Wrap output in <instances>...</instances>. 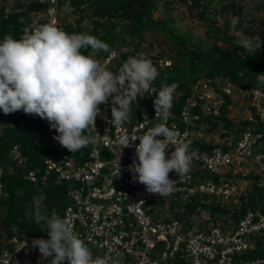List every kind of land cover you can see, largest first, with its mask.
I'll return each instance as SVG.
<instances>
[{
  "label": "built area",
  "instance_id": "obj_1",
  "mask_svg": "<svg viewBox=\"0 0 264 264\" xmlns=\"http://www.w3.org/2000/svg\"><path fill=\"white\" fill-rule=\"evenodd\" d=\"M61 1L43 0L46 7L34 15L31 27L49 23L60 27ZM0 5L7 6L8 0H0ZM99 62L113 73L124 63L114 51L101 56ZM160 67H163L161 62ZM190 92L191 96L177 111L174 109L179 96L176 90L172 108L166 115L154 110L147 116L148 121H144V116L119 128L109 123L113 106L110 98L107 104L99 106L100 115L95 127L86 133L94 137L95 143L72 153L53 139L51 146L64 150L61 157L58 160L46 158L42 171H29L25 175L24 178L33 185H43L49 174L70 185L68 205L62 213L53 210L50 215L68 221L91 250L93 258L110 255L117 257L119 264H174L176 261L186 264H264L263 258H243L250 250L251 237L264 231V215L260 211L247 212L231 230L206 220L204 223L194 220L184 223L174 218L176 212L182 213L183 206L171 208L173 202L183 205L194 199L206 205L212 204V200L229 203L243 193L239 188L241 180L247 185L253 182L264 193L262 133L251 127L234 128L235 134L231 138L222 125L209 130L204 120L220 117L224 97H228L231 102L234 98L244 100L248 110L246 121L251 124L264 122V92L255 87L240 88L221 78H200L191 84ZM154 93L152 83L150 91L141 95L153 97ZM227 118L230 119L228 115ZM165 121L170 130L177 132V144L191 142L190 151L195 150L196 154L187 175L181 177L175 172L169 173V179L175 181L176 191L160 197L149 193L129 171L128 166L134 160L138 163L135 146L139 140L130 141L133 146L128 148L121 147L119 140L123 136L133 140ZM177 144L167 145L166 158ZM202 146L210 148L201 149ZM9 157L16 166L24 167L26 158L17 146L11 149ZM118 163L120 174L116 176ZM206 172L212 175L210 180L204 178ZM2 174L0 170V178ZM249 174L254 180L246 179ZM3 195L0 184V197ZM150 201L162 204L151 207ZM198 211L196 209L193 215ZM151 214L160 218L154 219ZM35 238L45 239L42 236ZM4 241L5 245L0 247V264L45 263L38 248H33L32 240L27 237L14 234Z\"/></svg>",
  "mask_w": 264,
  "mask_h": 264
},
{
  "label": "trees",
  "instance_id": "obj_2",
  "mask_svg": "<svg viewBox=\"0 0 264 264\" xmlns=\"http://www.w3.org/2000/svg\"><path fill=\"white\" fill-rule=\"evenodd\" d=\"M176 1L187 7L191 17L206 25L204 38L193 37L190 32L176 27V20L170 13L162 18H154L157 0H71L73 13L78 18L73 24L62 21V25L58 27L69 34L85 33L107 43L109 51H100L95 57L98 61L101 56L108 55L115 48L120 35H125L131 45L129 51L119 54L120 61L125 62L129 56H136L138 53H143L152 60L158 69V76L153 82L155 93L153 97L141 94L137 96L136 101L131 104L132 121L148 116L155 110L153 102L156 94L165 84H178L176 90L179 96L174 103L175 111L191 96L190 86L200 78H221L240 88L255 87L264 92V83L257 78V73L264 74V43L258 50L255 46L245 50L238 45L239 35L228 34L227 31L231 25L232 14L236 16L235 31L254 28L260 30L264 37V0H249L253 3L250 17L245 16L244 6L237 4V0H224L220 27L215 26L208 16L211 13L210 7L221 3L219 0ZM169 3L171 1H168ZM45 7L43 0H12L11 4L8 0L7 6L0 5V41L5 35L19 39L23 35V29L33 25L34 15L40 14ZM86 19L89 23L88 31L83 25ZM147 33L154 39H160L158 43L163 49L157 54L150 55L140 48L141 43H146L150 50L153 48L154 42L145 38ZM81 51L86 55L92 50L88 48ZM165 60H169L170 64L160 67V62ZM224 100L220 117L214 120L204 118L209 130L222 125L223 130L233 135L234 128L242 130L251 127L261 132L264 137V122L251 124L245 120L234 123L228 119L227 115L234 103L228 97H224ZM56 135L58 133L50 128L46 119L27 115L22 110L8 115L0 110V170L3 173L0 184L4 194L0 197V247L5 245V239L14 234L25 236L29 241L38 236L48 239L47 220L51 218V211L62 213L68 205L67 194L70 185L57 181L54 174H49L43 185H33L24 178L29 171H42L46 158L58 160L61 157L64 150L51 146V141ZM14 146H17L21 155L26 158L24 167L16 166L9 157ZM246 179L254 180V177L249 174ZM37 200H40L42 205L40 218L35 214ZM229 203L231 204L222 206L212 200V204L206 205L194 199L183 205L173 202L171 208L175 205L183 206L182 213L176 212L174 218L184 223H187L196 209L207 212L208 220L213 224H219L222 217H225L224 222L230 221L223 225L231 230L249 211L258 210L264 215V193L253 182L247 185L244 193L234 197ZM154 204L156 206L162 203ZM208 220L206 218V221ZM243 258L264 259V231L251 237L250 250ZM44 264H48V260ZM63 264H68L67 260ZM174 264L186 263L176 261Z\"/></svg>",
  "mask_w": 264,
  "mask_h": 264
},
{
  "label": "clouds",
  "instance_id": "obj_3",
  "mask_svg": "<svg viewBox=\"0 0 264 264\" xmlns=\"http://www.w3.org/2000/svg\"><path fill=\"white\" fill-rule=\"evenodd\" d=\"M262 43L258 35L239 34L238 45L245 50L253 46L258 50ZM88 48L92 51L83 54L81 50ZM100 51L108 52L109 45L85 33H66L50 23L25 27L19 39L5 35L0 41V110L5 115L22 110L46 119L58 133L53 138L72 153L95 143L94 137L86 133L95 127L99 106L110 98L113 106L109 123L116 128L130 123L131 104L139 94L150 91L158 69L145 54L138 53L129 56L113 73L95 58ZM257 78L264 83V74L257 73ZM177 88V83L161 86L153 102L155 113L166 115L170 111ZM148 120L145 116L144 121ZM137 139L138 163L134 160L128 166L133 179L149 193L171 195L176 188L169 173L183 177L191 170L196 154L190 151L191 142L177 144V132L170 130L166 121L133 140L123 136L119 143L128 148L133 146L130 141ZM170 143L177 146L166 158ZM119 174L118 163L116 176ZM47 227L48 239L34 238L31 244L48 264H63L66 260L68 264H119V259L110 255L93 258L71 224L55 214L47 220Z\"/></svg>",
  "mask_w": 264,
  "mask_h": 264
},
{
  "label": "rangeland",
  "instance_id": "obj_4",
  "mask_svg": "<svg viewBox=\"0 0 264 264\" xmlns=\"http://www.w3.org/2000/svg\"><path fill=\"white\" fill-rule=\"evenodd\" d=\"M168 1H171V3L168 4ZM219 2H221V3H216L215 5L210 7L211 13L208 15L210 20H213L215 26H217V27L221 26L222 20H223L222 5L224 4V0H219ZM236 2H237V4L241 3L244 6L243 12H244L245 16L250 17L249 12H251L253 9L252 1L237 0ZM11 3H12V0H9V4H11ZM188 11L189 10L187 9V7L179 1H176V0H157V7L153 13V17L154 18H162V17L166 16V14L170 13L171 16H173L176 20L175 21L176 27H178L179 29H181L183 31L190 32L193 37L202 36L204 38L206 25L202 21L198 20L197 18L191 17V15ZM60 15H61L62 21L65 23H68V24H73L74 20L78 18L77 15L73 13V8L71 6V0H63L60 2ZM231 16H232L231 25L227 30L228 34L234 33L236 35H239L241 32H244V34L249 36V37L258 35L260 37L261 41H264L263 34L258 29L253 28V29H250L248 31H246L244 29H239V30L235 31L234 30V24L236 22V16L235 15L233 16L232 14H231ZM83 25L86 28V30L88 31L89 30L88 19L85 20V23ZM116 30H117V27H116ZM145 38L151 42H154V45H153L152 50H150L146 43H141L140 48L144 52H148L150 55H154L163 49V47H160V45L158 43L160 39L159 40L154 39L150 33H147ZM116 42H117V44H116L115 48L112 49V51H114L116 54H118V55L121 53L123 54V53L130 50L131 45L129 44V40L125 35L118 36ZM223 47H225V46H223ZM169 64H170L169 60H165L162 63L163 66H168ZM234 99H235V101H233L234 107L232 108V110L230 111L228 116L234 123H239V122L241 123L248 116V110L246 107V103L243 102L244 100L241 101L237 98H234ZM228 136L231 137L232 135L229 134ZM204 178L210 180L212 178V175L209 172H206L204 174ZM239 183H240L239 188H240V190H242L241 192L244 193L246 188H247V183H246V181H242V180L239 181ZM154 203H155V201H150L149 205L151 207H154V205H155ZM218 203L221 204V202H218ZM222 203H223V204H221L222 206L231 204V203H227V202H222ZM41 209H42L41 202H40V200H37L35 202V214L38 218H40ZM206 213L207 212H205V211L199 210L193 216H190L189 220H194V221L204 223L206 218L209 219V217L207 216ZM151 216L154 219L160 218V216H158V215L156 216V214H154V215L151 214ZM225 219H226L225 217H222V219L218 223L223 225L227 221H230V220H227L226 222H224ZM227 219H229V218H227Z\"/></svg>",
  "mask_w": 264,
  "mask_h": 264
}]
</instances>
